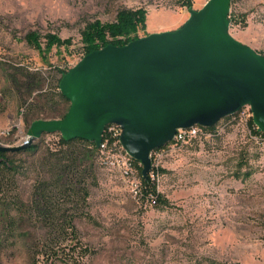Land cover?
<instances>
[{
  "label": "rangeland",
  "instance_id": "obj_1",
  "mask_svg": "<svg viewBox=\"0 0 264 264\" xmlns=\"http://www.w3.org/2000/svg\"><path fill=\"white\" fill-rule=\"evenodd\" d=\"M189 1L0 0V144H24V117L39 94L48 111L65 108L58 80L85 55L88 23L114 21L123 8H145L142 37L179 28L190 8L207 0ZM230 19L231 34L264 55V0H231ZM31 32L39 46L27 41ZM48 33L61 43L48 48ZM244 108L250 118L234 120ZM251 110L246 105L222 118L210 138L197 135L164 156L158 154L173 141L155 149L156 204L134 197L123 167L102 154L86 181L77 177L78 186L60 195L61 209L46 216L35 202L51 174L41 158L27 160L29 169L17 182L0 173L1 202L14 205L20 195L29 203L23 206L27 224L15 231L0 209V264H264V132L251 121ZM45 142L61 147L56 134H46ZM71 218L75 229L68 227Z\"/></svg>",
  "mask_w": 264,
  "mask_h": 264
},
{
  "label": "water",
  "instance_id": "obj_2",
  "mask_svg": "<svg viewBox=\"0 0 264 264\" xmlns=\"http://www.w3.org/2000/svg\"><path fill=\"white\" fill-rule=\"evenodd\" d=\"M230 10L231 0H207L177 29L88 52L61 78L70 100L65 116L33 121L29 142L0 144V151L57 133L100 147L106 125L117 123L124 149L148 179L152 151L179 128H210L249 105L264 132V55L231 34Z\"/></svg>",
  "mask_w": 264,
  "mask_h": 264
},
{
  "label": "trees",
  "instance_id": "obj_3",
  "mask_svg": "<svg viewBox=\"0 0 264 264\" xmlns=\"http://www.w3.org/2000/svg\"><path fill=\"white\" fill-rule=\"evenodd\" d=\"M188 5L190 1L187 0ZM147 10L145 8L129 9L123 8L119 10L117 17L114 21L103 23L101 20H95L87 24L82 32V39L85 45V54L88 52L101 48L109 43L116 45H124L131 40L137 39L140 36L138 31L146 24ZM231 20V19H230ZM49 42L47 47L53 46L56 43H61V39L56 35L49 34ZM27 41L31 44L39 46V36L35 32L27 35ZM67 70H61V75L58 80V88L60 89V81L63 74ZM60 96V104L66 103L63 110L48 111L42 104L41 94L36 98L28 108V112L24 117V121L28 126L37 119L44 118H61L64 117L70 106V100L63 94L62 91L58 92ZM254 123V120H251ZM214 127V126H213ZM259 131V130H258ZM61 147L53 149L49 143L45 142L46 134L34 139L25 148L17 151H0V173L3 177H7L14 182L18 181L19 177L27 173L29 167L26 165L27 160L41 158L51 171L44 183L39 187L37 194L36 206H42L40 215L46 216L49 212L59 210L56 201L60 199V195H67L78 186L77 177L83 178L86 181L88 170L97 161L100 154V149L96 142L89 141L83 138H73L66 140L61 134L57 133ZM24 158V159H23ZM26 162V163H25ZM135 164L139 167L140 175L146 186V189L155 192V182L149 176L145 179L142 176L143 167L135 160ZM96 171V170H94ZM160 197V194H159ZM29 204L20 195L17 196V201L12 204L2 203L0 200V209L3 217L10 221V230H17L20 224H27L28 211L23 206ZM56 208V209H54ZM50 210V211H49ZM89 214H80V216ZM75 218H71L68 227L75 229Z\"/></svg>",
  "mask_w": 264,
  "mask_h": 264
},
{
  "label": "built area",
  "instance_id": "obj_4",
  "mask_svg": "<svg viewBox=\"0 0 264 264\" xmlns=\"http://www.w3.org/2000/svg\"><path fill=\"white\" fill-rule=\"evenodd\" d=\"M238 118L249 119L248 112L244 108L242 111H239L238 115L234 116V120ZM21 123L18 122L14 125V127L19 128ZM13 127V128H14ZM215 127H192L191 129H182V132L178 133L176 141H173L172 145L164 147L162 153L158 154L159 156H164L167 153H172V151L176 150L177 147L182 145L183 143L189 141L190 139H194L197 135H204L208 133H213L212 130ZM12 129H5V135H10ZM122 127L120 125V133H113V130L108 128L104 132V139L102 140L100 149V154L104 157L108 158L107 162H109L113 167H123L126 169V176L123 178L128 181L129 186L131 188V192L134 197L137 199L146 198V200L150 204H156L158 202V194L154 193L153 191H146L144 190V182L138 171V167L135 164V159L132 156H123L120 153V148L117 143H115V136L122 135ZM29 138V136H28ZM99 154V155H100ZM160 166L159 162H156L154 158H152V168L149 172V176L154 181L155 174L159 173ZM130 174H137V181H130Z\"/></svg>",
  "mask_w": 264,
  "mask_h": 264
},
{
  "label": "bare ground",
  "instance_id": "obj_5",
  "mask_svg": "<svg viewBox=\"0 0 264 264\" xmlns=\"http://www.w3.org/2000/svg\"><path fill=\"white\" fill-rule=\"evenodd\" d=\"M246 107V106H245ZM243 108V107H242ZM250 111V110H249ZM252 111V110H251ZM236 113H238V112H236ZM235 113V114H236ZM251 116V115H250ZM233 117V116H232ZM234 118V117H233ZM194 127H203V126H201V125H195ZM108 128H110V129H112L113 130V133H120V124H117V123H110V124H107L106 125V127H105V129H104V132L106 131V129H108ZM192 128V127H191ZM191 128H179L178 130H177V133H176V135H175V138L172 140V141H176V139H177V136H178V133H180V132H182V129H191ZM104 132H103V139H104ZM212 136H214V133H208V134H204L203 135V137H205V138H210V137H212ZM27 142H29V138H28V136L26 137V140H25V142H24V144L25 143H27ZM115 143H117L118 144V146H119V148H120V153H121V155H123V156H131L125 149H124V147H123V145H122V143H121V136H115ZM23 145V144H22ZM155 150V149H154ZM153 150V151H154ZM153 151H152V153H151V157H153L152 155H153ZM122 168V167H121ZM123 170H122V172H123V175L124 176H126V169L125 168H122ZM130 176H132L134 179L136 178L135 177V174H130Z\"/></svg>",
  "mask_w": 264,
  "mask_h": 264
}]
</instances>
